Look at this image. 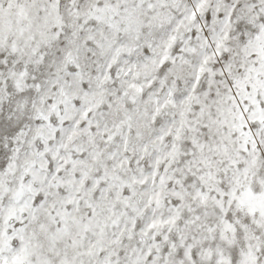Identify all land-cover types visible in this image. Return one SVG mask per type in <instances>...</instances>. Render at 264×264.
I'll list each match as a JSON object with an SVG mask.
<instances>
[{
	"label": "snow or ice",
	"instance_id": "1",
	"mask_svg": "<svg viewBox=\"0 0 264 264\" xmlns=\"http://www.w3.org/2000/svg\"><path fill=\"white\" fill-rule=\"evenodd\" d=\"M0 264H264V0H0Z\"/></svg>",
	"mask_w": 264,
	"mask_h": 264
}]
</instances>
